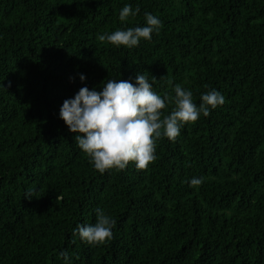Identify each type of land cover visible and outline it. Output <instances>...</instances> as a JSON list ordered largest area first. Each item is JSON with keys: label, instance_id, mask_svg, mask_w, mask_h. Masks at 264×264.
Instances as JSON below:
<instances>
[{"label": "trees", "instance_id": "1", "mask_svg": "<svg viewBox=\"0 0 264 264\" xmlns=\"http://www.w3.org/2000/svg\"><path fill=\"white\" fill-rule=\"evenodd\" d=\"M125 5L140 12L122 23ZM146 12L162 22L150 41L98 40ZM138 73L161 96L179 84L197 106L212 89L225 103L159 139L146 171L100 174L59 109ZM97 208L116 221L107 245L72 235ZM65 251L71 264H264V0H0V264H66Z\"/></svg>", "mask_w": 264, "mask_h": 264}, {"label": "clouds", "instance_id": "2", "mask_svg": "<svg viewBox=\"0 0 264 264\" xmlns=\"http://www.w3.org/2000/svg\"><path fill=\"white\" fill-rule=\"evenodd\" d=\"M139 12V7L133 9L125 5L119 11V20L127 22ZM144 19L145 26L118 29L99 35L98 40L117 48H136L141 40L150 41L152 34H158L162 28L161 20L151 13L146 12ZM79 79L83 82L85 76L81 74ZM102 84L100 91L81 87L73 98L65 99L59 109V118L69 132L77 134V146L100 174L106 170L123 171L130 162L135 163L137 170L146 171L157 159L159 139L166 137L175 142L186 123L197 122L201 115L208 117L211 110L225 103V97L212 89L201 95L197 106L192 91L179 84L173 88L174 96L169 93L161 96L153 91L152 83L142 73L136 75L135 83L108 79ZM169 104L173 107L165 114L162 110ZM188 183L190 187H197L202 185L203 178H192ZM33 196L32 191L25 193L28 199ZM95 211V223L77 224L72 235L88 245H107L114 238L112 229L116 221L101 208ZM60 256L66 264H71L66 251Z\"/></svg>", "mask_w": 264, "mask_h": 264}]
</instances>
